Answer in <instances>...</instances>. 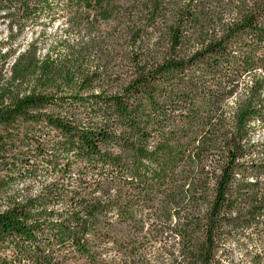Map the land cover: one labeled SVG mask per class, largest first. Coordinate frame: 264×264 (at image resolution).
<instances>
[{"label": "trees", "instance_id": "obj_1", "mask_svg": "<svg viewBox=\"0 0 264 264\" xmlns=\"http://www.w3.org/2000/svg\"><path fill=\"white\" fill-rule=\"evenodd\" d=\"M124 23L166 47L127 80ZM0 26V264H264V0H0Z\"/></svg>", "mask_w": 264, "mask_h": 264}, {"label": "rangeland", "instance_id": "obj_2", "mask_svg": "<svg viewBox=\"0 0 264 264\" xmlns=\"http://www.w3.org/2000/svg\"><path fill=\"white\" fill-rule=\"evenodd\" d=\"M55 28H56V26H55ZM105 30H107V28H103V26H102L101 29L99 30V32H103ZM49 31L52 32L53 31L52 28ZM54 31H55V29H54ZM56 31H58V30H56ZM29 34H30V32L27 33V40L29 39ZM4 35H5V29H4V27L0 26V40H2L4 38ZM59 35H60V33H59ZM125 35H126V26L124 23V80L125 79L127 80L128 79L127 77L131 72L130 71V63H129L128 59H132V57L134 55L139 54L140 50H141V52H142V50L143 51L144 50H151L153 52H157V53L161 54V52L163 51L161 48H166V47L164 46L165 45L164 40L159 39L158 35H156V36H153L154 39L152 42H149L148 40L143 41L145 43L139 45V49L137 47V51L135 49H129L128 44H127L128 39L125 37ZM71 40H74V38L70 37V41ZM147 46H149V47H147ZM131 54H133L132 57H131ZM140 55L143 58L144 53L142 52V53H140ZM142 246L147 251V257H148L150 264H155L154 261H156L155 256H156L157 246L155 244H153V242H144L142 244Z\"/></svg>", "mask_w": 264, "mask_h": 264}]
</instances>
